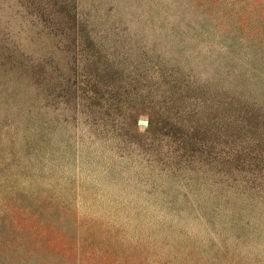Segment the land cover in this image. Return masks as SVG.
Masks as SVG:
<instances>
[{
	"label": "rangeland",
	"instance_id": "1",
	"mask_svg": "<svg viewBox=\"0 0 264 264\" xmlns=\"http://www.w3.org/2000/svg\"><path fill=\"white\" fill-rule=\"evenodd\" d=\"M0 264H264V0H0Z\"/></svg>",
	"mask_w": 264,
	"mask_h": 264
},
{
	"label": "water",
	"instance_id": "2",
	"mask_svg": "<svg viewBox=\"0 0 264 264\" xmlns=\"http://www.w3.org/2000/svg\"><path fill=\"white\" fill-rule=\"evenodd\" d=\"M140 124L146 125L147 124V121H145V120L140 121Z\"/></svg>",
	"mask_w": 264,
	"mask_h": 264
}]
</instances>
